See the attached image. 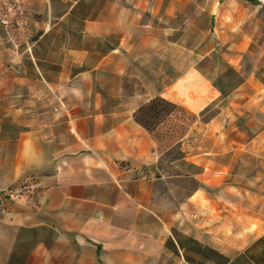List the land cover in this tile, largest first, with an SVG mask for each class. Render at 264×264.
I'll use <instances>...</instances> for the list:
<instances>
[{"label": "crops", "instance_id": "obj_1", "mask_svg": "<svg viewBox=\"0 0 264 264\" xmlns=\"http://www.w3.org/2000/svg\"><path fill=\"white\" fill-rule=\"evenodd\" d=\"M0 264H264V0H0Z\"/></svg>", "mask_w": 264, "mask_h": 264}, {"label": "trees", "instance_id": "obj_2", "mask_svg": "<svg viewBox=\"0 0 264 264\" xmlns=\"http://www.w3.org/2000/svg\"><path fill=\"white\" fill-rule=\"evenodd\" d=\"M172 112V107L159 100L154 102L152 106L140 112L137 119L146 128L152 129L162 118Z\"/></svg>", "mask_w": 264, "mask_h": 264}, {"label": "built area", "instance_id": "obj_3", "mask_svg": "<svg viewBox=\"0 0 264 264\" xmlns=\"http://www.w3.org/2000/svg\"><path fill=\"white\" fill-rule=\"evenodd\" d=\"M26 191H27V187L22 186L19 188L9 189L4 193H2L3 194L2 196L4 199H9L11 201H14L20 198Z\"/></svg>", "mask_w": 264, "mask_h": 264}, {"label": "rangeland", "instance_id": "obj_4", "mask_svg": "<svg viewBox=\"0 0 264 264\" xmlns=\"http://www.w3.org/2000/svg\"><path fill=\"white\" fill-rule=\"evenodd\" d=\"M183 115H184L183 117H185V119H188V120H191L192 119V117H190V116H188L186 114H183Z\"/></svg>", "mask_w": 264, "mask_h": 264}]
</instances>
